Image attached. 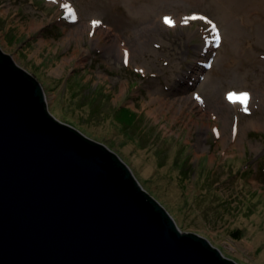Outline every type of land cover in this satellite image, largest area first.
Segmentation results:
<instances>
[{
  "label": "rangeland",
  "instance_id": "obj_1",
  "mask_svg": "<svg viewBox=\"0 0 264 264\" xmlns=\"http://www.w3.org/2000/svg\"><path fill=\"white\" fill-rule=\"evenodd\" d=\"M220 3L0 0V48L40 82L51 114L115 151L182 231L264 264V17L258 28ZM193 16L207 19L184 22ZM231 92L249 93L248 112Z\"/></svg>",
  "mask_w": 264,
  "mask_h": 264
},
{
  "label": "water",
  "instance_id": "obj_2",
  "mask_svg": "<svg viewBox=\"0 0 264 264\" xmlns=\"http://www.w3.org/2000/svg\"><path fill=\"white\" fill-rule=\"evenodd\" d=\"M0 264H239L167 209L103 142L51 114L0 48Z\"/></svg>",
  "mask_w": 264,
  "mask_h": 264
},
{
  "label": "bare ground",
  "instance_id": "obj_3",
  "mask_svg": "<svg viewBox=\"0 0 264 264\" xmlns=\"http://www.w3.org/2000/svg\"><path fill=\"white\" fill-rule=\"evenodd\" d=\"M220 4L230 12L232 16L240 15L244 19L248 20L249 24H255L258 28L261 26V22L263 21L264 17V2L262 0H220ZM258 24V25H257ZM235 27V26H234ZM261 28V27H260ZM259 30V29H258ZM97 31L102 33H108L109 30H103L101 26L97 28ZM235 33L236 30H235ZM254 34L260 39L264 40V36L260 34V31ZM97 40L101 38V35L96 37ZM95 41L98 44V41ZM236 48V47H235ZM234 48V49H235ZM245 47L243 46L242 50L243 53H247ZM121 53H127V51L121 45L118 46L116 55L121 57ZM241 53L240 51L238 52ZM132 54V50H129V56ZM241 55V54H240ZM238 103H234V105L238 106ZM208 127V125H206ZM222 130V129H221ZM220 140L224 143V138L220 136ZM239 147L241 146L240 140L235 136L233 140H231L230 147Z\"/></svg>",
  "mask_w": 264,
  "mask_h": 264
},
{
  "label": "snow or ice",
  "instance_id": "obj_4",
  "mask_svg": "<svg viewBox=\"0 0 264 264\" xmlns=\"http://www.w3.org/2000/svg\"><path fill=\"white\" fill-rule=\"evenodd\" d=\"M65 7H66V10L68 11L69 16L71 17V19L75 20L76 19L75 13L72 12L71 9L68 8V6H65ZM189 19H201V20H205L207 18L206 17H203V16H200V17L193 16V17L186 18L184 22L187 23ZM164 22H165V24H167L169 26H174L172 19L169 18V17H165ZM208 22L211 23V21H208ZM99 24H100V21H98V20L92 21L93 27H96ZM212 30L214 32L216 31V25H214V24L212 25ZM216 39H217V41H219L220 40V36L217 35L216 36ZM125 63H127V53H125ZM197 99H199V97H197ZM228 99L230 101H232L233 103L239 102L243 106L242 107V110L244 112H248L247 105H248V101L250 99L249 93H247V92H240V93L231 92L228 95Z\"/></svg>",
  "mask_w": 264,
  "mask_h": 264
},
{
  "label": "trees",
  "instance_id": "obj_5",
  "mask_svg": "<svg viewBox=\"0 0 264 264\" xmlns=\"http://www.w3.org/2000/svg\"><path fill=\"white\" fill-rule=\"evenodd\" d=\"M127 112H129V114H127ZM123 114H124V116H123ZM121 117H125V119H128L129 121H131V119H132V113L129 110L122 109V111H121Z\"/></svg>",
  "mask_w": 264,
  "mask_h": 264
}]
</instances>
